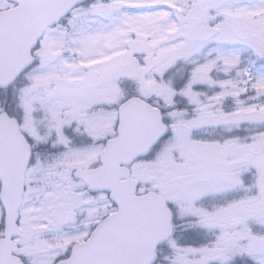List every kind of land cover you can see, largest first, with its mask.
<instances>
[{
    "label": "snow or ice",
    "instance_id": "snow-or-ice-1",
    "mask_svg": "<svg viewBox=\"0 0 264 264\" xmlns=\"http://www.w3.org/2000/svg\"><path fill=\"white\" fill-rule=\"evenodd\" d=\"M0 264H264V0H0Z\"/></svg>",
    "mask_w": 264,
    "mask_h": 264
}]
</instances>
